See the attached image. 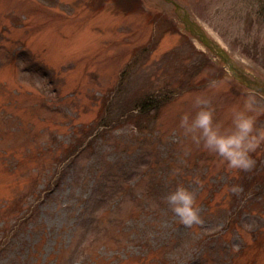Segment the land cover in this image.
Here are the masks:
<instances>
[{
    "label": "rangeland",
    "instance_id": "1",
    "mask_svg": "<svg viewBox=\"0 0 264 264\" xmlns=\"http://www.w3.org/2000/svg\"><path fill=\"white\" fill-rule=\"evenodd\" d=\"M174 1L264 81V0ZM150 91L168 100L139 125ZM249 94L171 0H0V264H264V142L230 169L180 126L206 95L233 129Z\"/></svg>",
    "mask_w": 264,
    "mask_h": 264
},
{
    "label": "clouds",
    "instance_id": "2",
    "mask_svg": "<svg viewBox=\"0 0 264 264\" xmlns=\"http://www.w3.org/2000/svg\"><path fill=\"white\" fill-rule=\"evenodd\" d=\"M219 81L210 80L208 87L217 88ZM194 106L198 109L195 115L185 113L180 126L185 136H190L196 144L217 154L225 161L230 169L251 171L255 166V160L251 153L264 142V128L258 127V106L264 101L256 95L249 94L244 100L241 110H233V129L222 132L216 121V105L211 97L198 95L194 98ZM239 185L231 187L232 192H239ZM164 199L172 212L179 217L182 224L188 228L194 225H204L202 209L197 201V193L184 184H177L169 191Z\"/></svg>",
    "mask_w": 264,
    "mask_h": 264
},
{
    "label": "water",
    "instance_id": "3",
    "mask_svg": "<svg viewBox=\"0 0 264 264\" xmlns=\"http://www.w3.org/2000/svg\"><path fill=\"white\" fill-rule=\"evenodd\" d=\"M177 6V11L180 13L187 29L191 31L193 35L198 37L208 48H210L214 53L220 55L222 59L229 64L230 69L242 80L252 88L264 93V82L253 80L248 78L245 74L241 73L240 67L235 65L233 59L229 56L228 52L221 48L215 41H213L204 31V29L197 24L195 20H192L187 11L182 12L181 6L175 3ZM238 70V71H237Z\"/></svg>",
    "mask_w": 264,
    "mask_h": 264
},
{
    "label": "trees",
    "instance_id": "4",
    "mask_svg": "<svg viewBox=\"0 0 264 264\" xmlns=\"http://www.w3.org/2000/svg\"><path fill=\"white\" fill-rule=\"evenodd\" d=\"M164 98L168 100L166 97H163L161 94L155 96V91L154 92L150 91L147 95H144L143 97L138 98L137 102L134 103V107L132 106L131 108H128V109L129 111L131 109H134V110L138 109L135 119L139 125H142L141 122L145 121L146 119L152 118V114H153L151 113L152 110L158 111L161 108V105L164 102H166ZM255 169L256 168L254 166L251 172H255Z\"/></svg>",
    "mask_w": 264,
    "mask_h": 264
}]
</instances>
